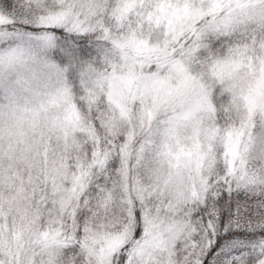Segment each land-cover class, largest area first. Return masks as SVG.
Returning <instances> with one entry per match:
<instances>
[{"label":"snow or ice","instance_id":"snow-or-ice-1","mask_svg":"<svg viewBox=\"0 0 264 264\" xmlns=\"http://www.w3.org/2000/svg\"><path fill=\"white\" fill-rule=\"evenodd\" d=\"M0 264H264V0H0Z\"/></svg>","mask_w":264,"mask_h":264}]
</instances>
